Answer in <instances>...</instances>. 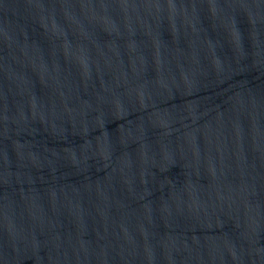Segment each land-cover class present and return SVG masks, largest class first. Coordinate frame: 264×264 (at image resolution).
Here are the masks:
<instances>
[{"label": "water", "instance_id": "obj_1", "mask_svg": "<svg viewBox=\"0 0 264 264\" xmlns=\"http://www.w3.org/2000/svg\"><path fill=\"white\" fill-rule=\"evenodd\" d=\"M0 264H264V0H0Z\"/></svg>", "mask_w": 264, "mask_h": 264}]
</instances>
